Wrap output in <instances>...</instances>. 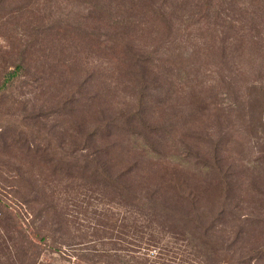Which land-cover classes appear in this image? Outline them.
Segmentation results:
<instances>
[{"label":"rangeland","instance_id":"rangeland-1","mask_svg":"<svg viewBox=\"0 0 264 264\" xmlns=\"http://www.w3.org/2000/svg\"><path fill=\"white\" fill-rule=\"evenodd\" d=\"M168 2L0 0V264H264V3Z\"/></svg>","mask_w":264,"mask_h":264},{"label":"trees","instance_id":"trees-1","mask_svg":"<svg viewBox=\"0 0 264 264\" xmlns=\"http://www.w3.org/2000/svg\"><path fill=\"white\" fill-rule=\"evenodd\" d=\"M145 1L150 2L151 0H145ZM158 1H159V5H161V6L157 9V11H153L152 12L151 9H147V8L150 7V4H146V9H144L143 11L145 13H147V14H149V11H151L154 14L153 15L154 16V20L157 23L158 27L164 29V31L165 30L167 31L169 27L166 24V18H165V16H167V14L168 15L169 14L172 15L174 11H173L172 7L166 6V3L170 4L168 2V0H158ZM263 3H264L263 0H260V2L258 4L259 5H262ZM146 10H149V11H146ZM133 23L136 25V22H133ZM109 24H110L111 27H113L115 29L117 28L112 22L109 23ZM131 26H134L132 24V22H131ZM113 32H114L115 39L121 38L123 36L120 33L117 34L116 31H113ZM128 58L129 59L127 61L129 62V64L130 63L131 64H137V62H142L137 56L134 57V56H129L128 55ZM14 72H15V70L12 73H10V74L12 75V74H14ZM112 239L117 240V236L116 237H113ZM148 240L149 241L144 242V245L143 246L138 245V248H139V251L138 252L139 253H136V251H134L133 249L130 250L132 253H134V255L132 254L134 257H136L137 255H139L138 256V259H141V260H136V263L137 264H145V262H148V261L153 262L154 259L157 258V256L154 254L156 251H153L152 252L153 254L151 253V255H147L144 252H142V249H144V248H146V249H148L149 247H154L155 248V244L151 243V241H150L151 238L148 239Z\"/></svg>","mask_w":264,"mask_h":264}]
</instances>
